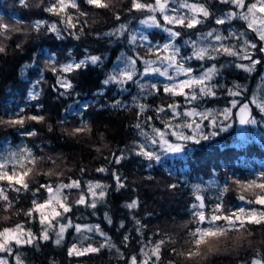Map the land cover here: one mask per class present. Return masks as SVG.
<instances>
[{"label":"trees","instance_id":"16d2710c","mask_svg":"<svg viewBox=\"0 0 264 264\" xmlns=\"http://www.w3.org/2000/svg\"><path fill=\"white\" fill-rule=\"evenodd\" d=\"M49 3L51 0H27L25 6L19 3V0H0V17L6 23L21 29L20 32L13 33L10 40L3 41L6 52L0 53V118L14 119L31 115L45 117L42 123L25 120L23 126L0 125V152L6 149L7 145L16 149L25 146L37 157H44L38 159L33 171L24 177L29 183L27 191H8L7 194L14 201L15 208L8 214L0 210V228L22 223L26 229L39 235L43 226L38 222V214L34 213L33 218H29L24 212L32 207L33 200L39 203L48 197V193L40 185L52 184L55 188L61 182L78 180L79 189L64 190L72 211L59 219L69 218L74 225H99L116 247H105L97 254L82 257L69 256L68 250L79 233L69 228L61 244L56 245L55 233L50 231L48 241L38 240L33 246L20 249L25 264H129V258L132 256H136L137 264H141L145 245L151 248L155 242L167 237H171L172 242L162 246L159 264H253L255 259H264V224L260 225L264 217L253 216L251 224H246L240 230L207 234L195 247L188 237L189 230L197 227V218L190 210V205L197 195L192 189V184L199 180L217 178L219 182L220 192L217 199L204 192L206 207L203 211L206 214H211V210L220 201L226 211L236 210L241 206L261 208L260 205L242 204L238 196L253 198L264 194V189L242 187L234 184L233 180L250 181L264 174V126L259 123L260 118L264 116L253 107L252 115L257 124L246 125L249 129L248 134H245L239 129L237 110L234 109L232 119L224 122L225 125L231 123L226 131L213 129L208 121H204L203 132L210 134L217 131L218 135L202 140L200 144L187 142L184 151L179 155L165 156L158 162L135 155V144L141 136L134 125L142 122L144 117L150 116L151 124L163 128L161 119L167 118V114L160 113L161 119H157V113L153 109L159 105L166 106L173 100L183 102V97H169L164 94V83H158L161 92L158 95H148L140 101L147 103L150 108L138 120L132 98L139 89L133 83L127 85L132 91L123 94L115 85H109L107 90L102 85L119 56L124 53L134 54L133 46L128 42L129 37L135 26L150 14L129 11L131 0H113L114 12L93 9L84 3V0H80V9L87 13L79 18L82 23L86 22L81 38L76 39L65 31L64 38L58 39L54 33L46 31L47 24L42 26L39 32L32 28L36 21H46L48 24L57 23L63 30L60 17L44 10ZM209 3L212 17H218L229 10V5L220 4L218 0H209ZM116 13L120 15V20L115 19ZM212 17L196 29H176L181 32L176 43L181 47L182 55L191 51L184 46V41L195 40L200 33L213 27H229L227 24L215 25ZM121 23L128 29L123 37L117 39L104 35L118 28ZM242 23L233 21L232 26L242 31ZM149 34L153 42L159 43L168 37L158 28L150 30ZM224 34L227 35V32ZM21 41V47L17 48V43ZM135 51L146 53V48L136 47ZM50 54H54L60 65L70 62L73 58L80 60L86 55H97L104 59V66L100 68L89 65L87 70L68 74V79L74 87L68 94L61 96L59 92L64 90H57L58 76L46 70ZM192 63L197 72L201 71V63L204 67L212 63L218 68L223 65L221 75L213 81H218L220 85L216 89L217 96L198 101L200 111H218L230 107L233 97L228 96L227 89L232 88L234 84H240L247 89L242 96L235 99L248 103L260 83L261 65L257 66L256 72L248 74L232 66V57ZM26 65L34 66L25 68ZM38 80L40 83H37ZM33 91L39 93V99H30V93ZM98 91H104V95H96ZM117 99L129 107H110ZM84 104L91 105L84 113V119L90 122L91 130L76 134L71 128L77 125L79 117L68 115L66 110L71 106L75 113ZM66 115L68 123L62 124L61 121ZM216 118L218 122L221 120V116ZM144 128L151 131L148 126ZM32 130L37 132L36 136L25 135ZM169 139L174 140L173 137ZM113 154H123L125 159L116 164ZM101 167L105 168L106 172H98L97 169ZM113 173L119 175L125 183V187L118 191ZM90 181H98L107 186L106 197L97 202L95 209L76 203L80 194H84L86 199L90 198L86 188ZM0 184L7 186L6 182ZM172 184L176 187L170 188L169 185ZM37 189L39 190L34 196L33 191ZM96 191L99 192L100 189ZM74 192L76 194H73ZM133 200L139 201L137 209L124 206ZM17 209L20 210L18 214L15 211ZM106 216L111 218V224L107 222ZM136 220L141 223L137 225ZM121 224L124 225L123 228L120 227ZM222 235L229 238L223 246L219 245L211 252L200 248L206 240ZM125 236L129 237L127 242L123 239ZM89 241L94 247H99L104 242L100 236L91 237ZM172 249H176V255L171 253ZM190 251L198 252L193 258H189L187 254ZM9 261L14 264L11 258Z\"/></svg>","mask_w":264,"mask_h":264},{"label":"snow or ice","instance_id":"6c2138e0","mask_svg":"<svg viewBox=\"0 0 264 264\" xmlns=\"http://www.w3.org/2000/svg\"><path fill=\"white\" fill-rule=\"evenodd\" d=\"M19 3L27 6V0H19ZM88 6L97 10L115 11L113 0H84ZM218 3L229 5V10L223 12L218 17H212L210 11L209 0H131L128 6L129 11L146 12L150 15L146 19L141 20V23L149 28H158L165 32L168 40L163 44H154L148 37L144 36L142 41L138 43L135 34L130 35L129 44L133 46L134 54L131 56L121 55L117 58L116 64L112 70L108 72L106 78L102 81L105 90L109 85H115L121 94L129 92L127 87L129 83L136 84L142 92L147 95L159 94L161 88L157 84L141 83L144 77L159 75L166 78L170 83H166L162 87L164 94L169 97H183V102L173 100L171 103L156 106L153 111L157 113V119H161L160 113H166L167 118L161 119L163 128L156 127L151 124L152 117H144L140 123H136L134 127L139 130V135L150 142L151 149L147 144H138L136 146L135 155L142 156L148 161H159L160 155L152 150L159 147L164 152L180 153L184 151V145L187 142L200 144L202 140H208L213 136L218 135L217 131L210 134L203 132L204 121L212 126L213 129L227 130L230 125H225V121H230L233 116V110H238L240 125H255L257 120L252 115L253 107L262 115H264V99L253 95L248 103H242L236 97L242 96L247 89H244L240 84H234L232 88L227 89L229 97H233L230 101V107L224 108L222 112L213 113L211 110H198L199 103L205 98H215L217 96L216 89L220 87L219 82L213 81L221 75V68H218L215 63L204 67L201 63V71L197 72L193 61H217L220 57H232V66L240 69L245 73L252 74L257 71V66L264 64V0H218ZM46 12L59 16L63 24V30L57 23L48 24L46 21H36L32 28L39 32L41 27L47 24L46 31H50L56 35L58 39L64 38V32L68 35H74L76 39L81 38L86 22H81L80 17L86 16L87 13L80 9V0H51L45 9ZM75 10V11H69ZM157 13L160 18H157ZM212 17L215 25H225L227 29L211 28L207 32L199 34L195 40L184 41V46L191 49L189 53L181 54V47L176 43L181 36V32L177 28L192 30L198 26L205 24ZM115 19L120 20L118 13L115 14ZM161 20L163 23H161ZM233 21H241L242 31L235 29L232 26ZM79 26V28H78ZM78 29V31H77ZM21 29L10 23H6L0 17V53H5L6 48L4 40H10L13 33L20 32ZM128 31L127 26L123 23L113 31L104 33L107 37H123ZM227 32V35L224 34ZM251 34V35H250ZM228 41H233L228 43ZM23 41L17 43V48L21 47ZM136 47L146 48V54L141 55L135 51ZM71 56V52H69ZM146 56H153L155 59H147ZM239 61V62H236ZM247 61L248 63H244ZM139 64L143 65L141 69ZM89 65L103 68L104 59L97 55H86L83 59L76 60L73 58L66 64H58L54 54H50L49 62L46 65V70L51 71L58 76L57 85L59 89L64 91L59 92V95L64 96L73 89L74 85L68 79V74L87 70ZM158 65H163V69ZM34 65H26L25 68ZM41 75V79H42ZM40 83V80L37 81ZM35 87V86H33ZM96 95L103 96L104 91H98ZM31 100L39 99V93L33 91L30 93ZM146 96L137 95L132 98L133 106L137 109L136 115L139 120L144 116L150 106L147 103H141ZM183 104V106H182ZM91 107L90 104L80 106V109L73 113L71 106L66 110L68 115H76L79 117L78 123L72 127V131L76 134H84L91 130V125L88 120L84 119V113ZM110 107L113 109H127L129 105L117 99ZM68 115L61 121L62 124L68 123ZM217 116L223 119L218 122ZM25 120L36 121L42 123L45 121L43 115L18 116L14 119L0 118V125L6 126H23ZM175 121V123H173ZM144 126L151 128V134L144 130ZM51 131V125L48 126ZM182 129L189 130L190 134H186ZM28 136H36L37 132L32 130L25 133ZM169 137H174L176 141L181 143H172ZM115 156V154H113ZM44 157H37L31 149L21 146L15 150H10L6 155H0V210L4 213H11L15 208V203L8 196V191L20 192L27 191L29 183L23 179L28 176L35 167V162ZM51 159V158H48ZM125 159L123 154L115 156V163L120 164ZM52 163H55L52 161ZM98 172H106V169L101 167ZM47 176V173H45ZM117 185V191L125 187V183L121 177L113 173ZM151 178V177H149ZM233 183L242 187H255L264 189V174H261L257 179L250 181L233 180ZM41 188L48 193L47 199L43 202L32 201V207L24 212V215L33 218V214H38V222L41 226L39 235L26 229L24 224L16 223L13 226L0 228V264H9V258L14 264H25L21 248L25 246H33L38 240L48 241L50 239L49 232L55 233V244L60 245L64 238L65 232L69 228H73L77 233L94 232L100 237H103L104 242L99 247L88 245L87 247L73 246L68 250L69 256L82 257L89 254H97L105 247H116L111 238L104 233L99 225L81 226L74 225L69 218L61 220L66 213L72 211V206L67 202V195L64 190L73 188L79 189L80 183L78 180H72L69 183H59L54 188L52 184H41ZM170 188H175L176 185H169ZM106 185L101 183H89L87 192L89 199H86L84 194H80L76 201L79 205H85L95 209L97 202L104 200L107 195ZM100 189L99 192L96 190ZM39 189L33 191L35 192ZM200 191L199 188L196 189ZM224 191H227L225 187ZM199 203L192 204L191 207L196 209L194 216L197 218V227L189 230L188 237L193 242L195 247L202 238H206L207 234L215 231H236L244 228L246 224H251L253 216L264 217V194L248 198L244 195H239L238 199L242 204L260 205L261 208H246L239 207L236 210L226 211L222 201L217 202L211 210V214H206L205 198L202 195L195 196ZM128 209H137L139 201L133 200L124 205ZM18 214L20 210H15ZM107 222L112 223L111 218L107 217ZM137 225L141 222L135 221ZM223 222V223H221ZM264 220L261 221L262 225ZM124 227L123 224L120 225ZM84 239H88L87 236ZM124 241L127 242L129 237L125 236ZM172 242L171 237L162 238L155 242L151 248L145 245L142 250L143 260L141 264H159L161 248L164 244ZM119 251V249H117ZM171 253L176 255V249H172ZM154 258V259H153ZM129 264H137L136 256L129 258ZM253 264H264V259L254 260Z\"/></svg>","mask_w":264,"mask_h":264},{"label":"rangeland","instance_id":"374dc122","mask_svg":"<svg viewBox=\"0 0 264 264\" xmlns=\"http://www.w3.org/2000/svg\"><path fill=\"white\" fill-rule=\"evenodd\" d=\"M156 15H157V18L161 19L159 13H157ZM161 23H163L162 20H161ZM152 29H154V27H153V28H149L148 26L142 24L141 21H140V22L135 26V28L132 30V34H135V35L137 36V40H138V43H139L140 41H142V38H143L144 36H148V37L151 39L150 34H149V31L152 30ZM160 30H161V29H160ZM17 33H18V32H17ZM168 39H169V38L167 37V39H165V41L160 42V43H159V42H154V44H163V43L166 42ZM151 40H152V39H151ZM152 41H153V40H152ZM136 52H138V51H136ZM139 53H140V52H139ZM140 54H141V55H145L146 53L143 52V53H140ZM122 55L131 56V55H128V54H125V53L122 54ZM146 58H147V59H155V57H153V56H146ZM116 61H117V60H116ZM115 64H116V62H115ZM115 64H114V65H115ZM158 66L161 67L162 69H163V67H164L163 65H158ZM138 67H140V68L142 69V68H143V65L139 64V62H138ZM261 69H262V70H261L262 72H261L260 79H259L260 83H259V85H258L257 88H256L255 96L264 99V64L261 65ZM162 82H163L164 84H166V83H170L166 78L161 77V76H159V75L147 76V77H144V79L141 81V83H147V84H149V85H150V84H153V83H154V84H158V83H162ZM163 83H162V84H163ZM130 84H131V83H130ZM134 85L137 87V89H139V87H138L136 84H134ZM129 89H130V88H129ZM130 91H132V88H131ZM130 91H129V92H126V93H130ZM137 95L148 96L146 92H142L140 89H139L138 93H136V94L133 95V97H135V96H137ZM212 112H213V113H219V112H222V110L212 111ZM263 116H264V115H263ZM222 119H223V118L221 117V120H222ZM237 121H238V126H239L240 131L243 132V133H245V134H248V129H249V128H248L246 125H240V124H239V113H238V110H237ZM259 123H260L261 125L264 126V117H263V118H260ZM229 124L231 125V123H229ZM256 127H257V126H256ZM256 127H255V129H256ZM144 130H145L146 132H149V133L151 134V131H149L148 129H145V128H144ZM182 130L185 131L186 134H190L189 130H187V129H182ZM173 139H174V140H171V139H170V141H171L172 143H181V142H179V141H176L174 137H173ZM138 144H147V145L149 146V148L151 149L150 142L147 141V140H145V138H144L143 136H141V139L138 140V141L136 142V144H135V149H136V146H137ZM15 149H16V147H10V146L7 145L6 149H4L3 151L0 152V155H6L10 150H15ZM152 150L156 151V152L160 155V159H162V158L165 157V156H170V157H172V156H176V155L181 154V152H180V153L164 152V151H163L162 149H160L159 147L154 148V149H152ZM23 179H24V178H23ZM89 183H100V182H98V181H90V182H88V183L86 184V188H87V189H88V184H89ZM197 188L200 189L199 192L196 191ZM192 189H193L195 192H197V195L199 194V195L204 196V192H206V193L209 195V197H212V198H214V199H217V198H218V194H219V192H220L219 182H218L217 178H209V179H205V180H199V181H197V182H195V183L192 184ZM73 194H76V193L74 192ZM204 198H205V196H204ZM46 199H47V198H46ZM205 200H206V199H205ZM204 202H205V201H204ZM194 203L198 204L199 202L196 201V199H195L194 202L191 203V205L194 204ZM191 205H190V210L194 213V212L196 211V209H193V208L191 207ZM82 227H83V226H82ZM85 236H87L88 239L85 240V239H84ZM91 237H99V235L96 234V233H94V232H91V233H89V232H81V233H79V235H78L77 237H75L73 244L77 245L78 247H81V246H83V247H87L88 245L94 246V245L89 241ZM227 239H229V238L224 237V235H222V236H218V237H212V238L206 240V241L200 246V248H201L203 251H206V250H207L206 252H211V251H214L215 249H217L216 247H218L219 245L223 246L222 244L225 243ZM73 244H72V246H73ZM72 246H71V247H72ZM221 246H220V247H221ZM197 252H198V251H196V252H192V251H190V253H188L187 255H188L189 258H193V256H195V254H196ZM0 256H3V254H0ZM255 260H259V259H255ZM9 264H10V261H9Z\"/></svg>","mask_w":264,"mask_h":264}]
</instances>
